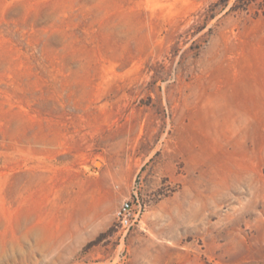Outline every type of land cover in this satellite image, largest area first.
Instances as JSON below:
<instances>
[{"label":"rangeland","instance_id":"rangeland-1","mask_svg":"<svg viewBox=\"0 0 264 264\" xmlns=\"http://www.w3.org/2000/svg\"><path fill=\"white\" fill-rule=\"evenodd\" d=\"M237 4L0 0V264H264V3Z\"/></svg>","mask_w":264,"mask_h":264},{"label":"built area","instance_id":"built-area-1","mask_svg":"<svg viewBox=\"0 0 264 264\" xmlns=\"http://www.w3.org/2000/svg\"><path fill=\"white\" fill-rule=\"evenodd\" d=\"M137 211L130 199H125L116 211V221L121 231L126 235L135 225Z\"/></svg>","mask_w":264,"mask_h":264},{"label":"trees","instance_id":"trees-1","mask_svg":"<svg viewBox=\"0 0 264 264\" xmlns=\"http://www.w3.org/2000/svg\"><path fill=\"white\" fill-rule=\"evenodd\" d=\"M238 4L236 5L239 8H244L246 9L249 5L253 3H258V4H263L264 0H237Z\"/></svg>","mask_w":264,"mask_h":264}]
</instances>
